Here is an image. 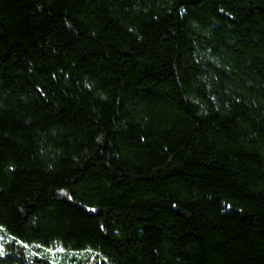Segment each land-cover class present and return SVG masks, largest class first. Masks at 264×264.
<instances>
[{
  "label": "trees",
  "instance_id": "trees-1",
  "mask_svg": "<svg viewBox=\"0 0 264 264\" xmlns=\"http://www.w3.org/2000/svg\"><path fill=\"white\" fill-rule=\"evenodd\" d=\"M264 264V0H0V264Z\"/></svg>",
  "mask_w": 264,
  "mask_h": 264
},
{
  "label": "rangeland",
  "instance_id": "rangeland-1",
  "mask_svg": "<svg viewBox=\"0 0 264 264\" xmlns=\"http://www.w3.org/2000/svg\"><path fill=\"white\" fill-rule=\"evenodd\" d=\"M93 251L86 250L80 252L74 251H53L49 249H40L39 253L49 260L59 264H73L86 260Z\"/></svg>",
  "mask_w": 264,
  "mask_h": 264
}]
</instances>
